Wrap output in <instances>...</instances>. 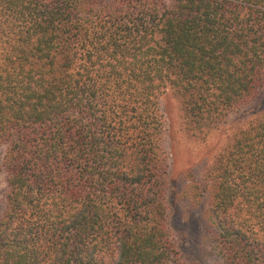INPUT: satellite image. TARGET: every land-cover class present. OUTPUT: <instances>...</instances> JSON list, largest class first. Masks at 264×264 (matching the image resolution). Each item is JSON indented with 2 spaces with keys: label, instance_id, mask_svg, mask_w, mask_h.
Masks as SVG:
<instances>
[{
  "label": "trees",
  "instance_id": "obj_1",
  "mask_svg": "<svg viewBox=\"0 0 264 264\" xmlns=\"http://www.w3.org/2000/svg\"><path fill=\"white\" fill-rule=\"evenodd\" d=\"M263 80L264 0H0V264H181L159 98L204 139ZM205 181L218 264H264V114Z\"/></svg>",
  "mask_w": 264,
  "mask_h": 264
},
{
  "label": "rangeland",
  "instance_id": "obj_2",
  "mask_svg": "<svg viewBox=\"0 0 264 264\" xmlns=\"http://www.w3.org/2000/svg\"><path fill=\"white\" fill-rule=\"evenodd\" d=\"M159 111L163 118V150L168 172L165 185L167 224L180 262L218 264L219 259L209 237L210 216L206 196L201 194L199 198L195 185L203 190L206 188L205 172L216 155L240 126L264 114V80L252 101L229 113L204 139H197L184 129L180 103L171 90L160 96ZM2 158L0 150V214L6 190Z\"/></svg>",
  "mask_w": 264,
  "mask_h": 264
}]
</instances>
